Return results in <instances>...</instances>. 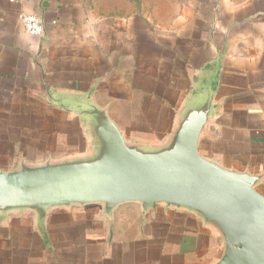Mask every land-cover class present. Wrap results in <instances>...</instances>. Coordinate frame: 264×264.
<instances>
[{"label":"crops","instance_id":"0c3cea01","mask_svg":"<svg viewBox=\"0 0 264 264\" xmlns=\"http://www.w3.org/2000/svg\"><path fill=\"white\" fill-rule=\"evenodd\" d=\"M21 12L40 18L24 31ZM213 90L200 153L262 174L264 0H0V169L87 150L91 100L129 141L158 145L184 103ZM216 231L193 212L136 202L0 216V264H212Z\"/></svg>","mask_w":264,"mask_h":264},{"label":"water","instance_id":"95a60500","mask_svg":"<svg viewBox=\"0 0 264 264\" xmlns=\"http://www.w3.org/2000/svg\"><path fill=\"white\" fill-rule=\"evenodd\" d=\"M213 93L207 88L187 100L158 145L129 141L91 100L69 109L84 117L89 147L0 169V216L29 213L44 226L57 207L101 204L111 213L125 202L143 211L162 204L193 212L216 231L221 250L212 264H264V194L257 189L263 175L223 166L199 151L215 112Z\"/></svg>","mask_w":264,"mask_h":264},{"label":"built area","instance_id":"2783aa9c","mask_svg":"<svg viewBox=\"0 0 264 264\" xmlns=\"http://www.w3.org/2000/svg\"><path fill=\"white\" fill-rule=\"evenodd\" d=\"M18 19L25 32L32 35H39L42 33L43 27L37 15L21 12Z\"/></svg>","mask_w":264,"mask_h":264},{"label":"rangeland","instance_id":"374dc122","mask_svg":"<svg viewBox=\"0 0 264 264\" xmlns=\"http://www.w3.org/2000/svg\"><path fill=\"white\" fill-rule=\"evenodd\" d=\"M15 166V165H14ZM14 166H11V167H14ZM6 169H10V168H6Z\"/></svg>","mask_w":264,"mask_h":264}]
</instances>
